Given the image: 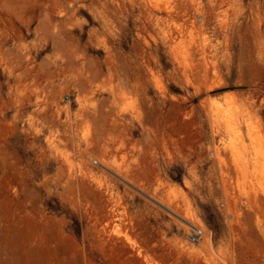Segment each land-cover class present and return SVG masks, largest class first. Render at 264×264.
I'll return each instance as SVG.
<instances>
[{
    "label": "rangeland",
    "instance_id": "obj_1",
    "mask_svg": "<svg viewBox=\"0 0 264 264\" xmlns=\"http://www.w3.org/2000/svg\"><path fill=\"white\" fill-rule=\"evenodd\" d=\"M0 264H264V0H0Z\"/></svg>",
    "mask_w": 264,
    "mask_h": 264
},
{
    "label": "built area",
    "instance_id": "obj_2",
    "mask_svg": "<svg viewBox=\"0 0 264 264\" xmlns=\"http://www.w3.org/2000/svg\"><path fill=\"white\" fill-rule=\"evenodd\" d=\"M203 231L200 228L193 227L190 229L188 239L191 243H198L203 237Z\"/></svg>",
    "mask_w": 264,
    "mask_h": 264
}]
</instances>
